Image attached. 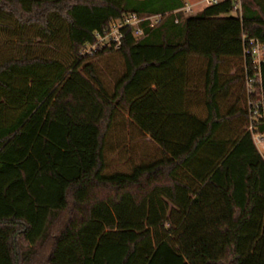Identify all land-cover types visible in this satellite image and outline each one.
I'll use <instances>...</instances> for the list:
<instances>
[{
    "label": "trees",
    "instance_id": "1",
    "mask_svg": "<svg viewBox=\"0 0 264 264\" xmlns=\"http://www.w3.org/2000/svg\"><path fill=\"white\" fill-rule=\"evenodd\" d=\"M185 8L186 0H0V264H264V157L246 131L249 40L264 33V0ZM129 13L162 18L141 38L125 31L119 51L81 55ZM233 14L243 15L244 52L194 60L199 22ZM233 27L234 19L219 40ZM111 54L124 72L110 93L92 62ZM232 63L241 74L230 75ZM260 67L250 98L264 101ZM234 90L237 104L224 111ZM120 110L161 157L106 175Z\"/></svg>",
    "mask_w": 264,
    "mask_h": 264
},
{
    "label": "rangeland",
    "instance_id": "2",
    "mask_svg": "<svg viewBox=\"0 0 264 264\" xmlns=\"http://www.w3.org/2000/svg\"><path fill=\"white\" fill-rule=\"evenodd\" d=\"M188 3L192 2L189 1ZM197 12L198 10L191 9L190 12L185 11L187 15H194ZM196 31H199V28ZM191 36L189 38V46L191 44ZM263 36L264 33L259 31L257 38L264 42ZM207 39L209 41H213L211 36H208ZM236 41L242 47V52L240 53L242 54L244 52L245 39H239L236 36ZM220 46V44L217 46L210 44V46L204 49V52L210 53L212 51H221L222 49ZM92 63L99 72L102 85L108 92L111 93L116 82L124 72L123 59L120 55L111 54L97 58ZM195 70L198 71V67H196ZM229 71L233 75L236 72L241 74L242 65L236 66L235 63H232ZM198 74H200V72H198ZM199 88H201V85ZM235 92V90L232 92L231 97H225L221 99L220 102L224 111L228 110L233 103L236 97ZM197 101L198 103H196V111L200 113V116L203 117L204 113H202L203 110L202 107H200L202 105L201 101L198 99ZM260 150L264 151V148H260ZM160 157L161 151L158 146L154 144L149 136L144 135L130 122L126 111L120 110L117 113L114 124L108 136V142L105 150V174L113 175L116 173H131L133 169L140 164L153 162L158 160Z\"/></svg>",
    "mask_w": 264,
    "mask_h": 264
},
{
    "label": "built area",
    "instance_id": "3",
    "mask_svg": "<svg viewBox=\"0 0 264 264\" xmlns=\"http://www.w3.org/2000/svg\"><path fill=\"white\" fill-rule=\"evenodd\" d=\"M222 1L224 0H204L207 6L217 5ZM239 7V4H237L236 8ZM185 11L190 12V9L185 8ZM241 17H243L242 14ZM161 18V15L142 18L134 13L126 14L122 18L113 21L106 31L96 33V42L85 45L81 55L92 56L102 50L119 51L123 46L125 31L132 30L134 38H141L144 35V27H154L161 21ZM249 45L250 50H248V53L254 60L255 75L246 77V91L249 95L247 103L249 125L246 131L252 135L256 147L260 150V148H264V132L258 131L257 126L260 123L264 124V101L262 99L252 100L250 96L254 93V83L262 82L260 65L264 61V42L256 37L249 40ZM260 152L264 157V151L260 150Z\"/></svg>",
    "mask_w": 264,
    "mask_h": 264
},
{
    "label": "crops",
    "instance_id": "4",
    "mask_svg": "<svg viewBox=\"0 0 264 264\" xmlns=\"http://www.w3.org/2000/svg\"><path fill=\"white\" fill-rule=\"evenodd\" d=\"M192 3H188V2ZM186 7L190 8L191 10H198L201 11L204 8L208 7L204 0H186ZM247 17H249V14H246ZM241 17V15H240ZM239 16L236 14L229 15V16H223L217 19H210L205 21L199 22V31H196L191 36V44L189 46V54L194 56V60H197L200 55H207L209 53L204 52V49L210 44L218 45L220 44L221 51H218L219 54L222 55H238L242 52L241 45L236 41V36L241 32L242 30V22ZM242 18V17H241ZM234 19V27L233 30L224 38L219 40V31L227 27L231 21ZM208 36H211L213 38V41H209L207 38ZM264 38V36H263ZM230 75H233L230 73ZM232 94V93H231ZM229 95L228 97H231L232 95ZM237 96L235 97L233 103L229 107V109L236 105L237 103ZM200 101V100H199ZM196 103H198L197 99L193 98L192 108L193 110H196ZM202 110L204 113V117H206V112L204 109V104L201 101ZM258 149V148H257ZM259 150V149H258ZM260 152V150H259ZM261 154V152H260ZM262 155V154H261ZM263 156V155H262Z\"/></svg>",
    "mask_w": 264,
    "mask_h": 264
}]
</instances>
